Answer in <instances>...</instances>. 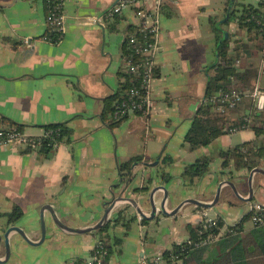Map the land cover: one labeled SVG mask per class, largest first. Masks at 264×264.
Returning a JSON list of instances; mask_svg holds the SVG:
<instances>
[{"label":"crops","instance_id":"crops-1","mask_svg":"<svg viewBox=\"0 0 264 264\" xmlns=\"http://www.w3.org/2000/svg\"><path fill=\"white\" fill-rule=\"evenodd\" d=\"M120 1L62 0L66 31L54 44L44 39L49 33L48 0H0V129L19 127L30 137L41 136L50 125L66 124L72 130L65 142L49 153L43 148L32 151L24 145H0V232L13 223L26 230L34 243L27 244L12 232L8 237L10 259L6 261L2 243L0 264L86 261L105 236L114 244L109 264H142L144 258L151 259L187 241L189 225L219 219L225 224L224 232L242 223L252 205L264 206V176L255 173L250 202L239 200L225 184L213 208L186 203L174 216L159 213L152 220L140 221L136 209L124 208L123 203L112 215L122 220L111 223L103 236L101 231L77 234L60 229L50 212L44 210L45 206L56 209L55 216L70 227L95 226L121 180L120 166L134 157L142 161L134 168L137 177L132 188L140 183L139 175L145 173L148 177L158 173L159 167L172 176L165 185L169 191L165 202L168 213L188 199L211 204L220 180L247 179L252 168L264 167V159L259 157H255L258 162L251 169L235 159L225 166L221 155L246 142L256 143V147H250L253 151L264 146V136L257 137L251 128L222 135L211 145L194 151L185 144L214 74L210 69L219 60L215 29L225 18L231 0L144 1L142 7L151 12L159 28L152 107L146 116H131L121 123L114 122L113 127L112 116L111 121L104 119L106 102L118 92L120 74L126 67V38L140 23L135 6L125 7L116 17L105 16ZM238 3L264 12V0H235L234 7ZM91 16H102L103 24L92 23ZM212 21L216 22L215 28ZM222 28L230 33L226 40L230 42L229 54L239 55L241 76L251 88L264 89L262 54L252 48L249 52H234L238 40L254 44L253 35L240 30L235 21H227ZM256 115L259 124H264V111H257L248 99L225 113L230 122H251ZM158 158L161 160L156 167L143 166ZM202 158L209 161L207 175L193 181L184 177L186 167ZM237 188L241 196H249L247 181L237 184ZM145 193L138 202L149 217L151 206ZM164 196L163 190L154 194L158 208ZM15 209L22 216L10 222ZM41 214L47 233L45 242L37 245L42 237ZM253 227L249 218L245 229Z\"/></svg>","mask_w":264,"mask_h":264},{"label":"trees","instance_id":"trees-1","mask_svg":"<svg viewBox=\"0 0 264 264\" xmlns=\"http://www.w3.org/2000/svg\"><path fill=\"white\" fill-rule=\"evenodd\" d=\"M59 1L63 3L62 0ZM229 21H235L240 30L247 31L249 33L248 35H253V39L255 40V43L252 45H249L248 42L236 41L234 52H241V50L249 52L252 48L255 53H263L264 12H261L260 8L238 3L233 8ZM212 23L215 28L216 22L212 21ZM215 31L218 33V41L220 42L222 37L217 27ZM132 34H135L141 43H144L146 39L135 28L132 29L126 38L124 58L132 57L136 60V58L140 59L141 57H136L129 45V37ZM228 41H223L221 44L218 42L219 60L210 69L214 74L209 79L205 101L198 109L192 126L185 138V144L191 151L211 145L220 136L230 134L233 128H251L257 137L264 136V124H259V120L257 119L258 115L254 116L251 122L247 119L230 122L225 116L227 110L224 112L219 110V106L221 105L219 101L220 94L233 89L242 91L251 89L248 80H245L241 76L240 69L237 66L239 55L237 54L235 57H232L229 54L230 42ZM55 43L58 42L56 41ZM139 77V73L135 74L130 72L127 66L121 72L119 90L106 102L104 110L105 120L111 121L115 101L126 98L129 90L139 84ZM138 115L146 116V113L142 110ZM114 125L115 123L111 121V126L113 127ZM45 130L54 131L53 136L45 138L41 145V148L48 153L54 150L53 143L55 141L58 144H62L67 139L66 137L72 134V130L66 124L50 125L45 127ZM251 146L256 147V143L246 142L233 150L222 151L221 155L224 159L225 166H228L229 162L235 159L240 165H245L250 169L254 167L258 162L255 160V157H259L261 160L264 159V146L255 149V151L250 148ZM141 161L142 158L134 157L123 163L120 166L121 176H127L132 166ZM159 168V172L162 173V179L165 182H169L171 175L163 171L161 167ZM208 171L209 161L202 158L194 164L187 166L183 176L193 181L205 177ZM21 216L22 212L19 209H15L9 216V220L10 222H15ZM250 217L251 214L242 223L229 227L224 232H222V229L225 227V224L219 219L212 222L205 221L198 225H189V239L181 244H174L169 250L165 251L163 253L164 264H264V226L257 225L247 231L245 229V222ZM117 220L119 222L122 219H116V222ZM129 221L131 222L132 219ZM108 227L107 225L101 231L102 236ZM101 241L109 249V255L105 261V264H109L113 254L114 244L106 236L101 238ZM206 241L210 242L202 244ZM71 264H85V260L77 259Z\"/></svg>","mask_w":264,"mask_h":264},{"label":"built area","instance_id":"built-area-1","mask_svg":"<svg viewBox=\"0 0 264 264\" xmlns=\"http://www.w3.org/2000/svg\"><path fill=\"white\" fill-rule=\"evenodd\" d=\"M146 0H121L120 3L111 8L105 15L107 18H113L122 13L125 7L135 6L136 15L140 19L137 32L142 33L146 39L144 43L139 42L137 36L132 34L129 37V45L133 50V54L141 57L136 60L132 57H125V64L129 71L135 74H140V82L137 86L131 88L128 96L124 99L117 100L114 103L112 120L115 123H121L131 116H139L138 113L142 110L146 114L149 113L152 107L151 100V84L155 75L154 56L158 49L157 37L159 28L152 18L151 12L142 7ZM101 18L94 16L90 21L97 25H102ZM46 23L49 33L45 36V40L51 43L59 42L66 31V16L63 10V3L59 0H48V13ZM262 63L264 65V51L262 53ZM245 99L250 100L257 111H264V89L255 86L247 91L230 90L220 94L219 101L221 105L219 110L224 112L228 109L236 107ZM238 129L233 128L231 132H236ZM54 131L44 130L39 137H30L19 128L0 129V145H24L29 150L35 151L41 148L43 140L53 136ZM60 144L57 141L53 143V148L56 149ZM245 152V151H244ZM250 221L253 226H264V206L254 204L250 207ZM141 220V219H140ZM208 222H212L208 220ZM215 241V240H212ZM210 241L203 242L207 244ZM109 255V249L102 241H98L97 245L92 250L90 256L86 259L85 264H105ZM142 264H164L163 254H158L151 259L144 258Z\"/></svg>","mask_w":264,"mask_h":264},{"label":"water","instance_id":"water-1","mask_svg":"<svg viewBox=\"0 0 264 264\" xmlns=\"http://www.w3.org/2000/svg\"><path fill=\"white\" fill-rule=\"evenodd\" d=\"M234 4H235V0H231L230 4L228 6V12H227L225 18L217 23V28L223 34V38L219 42V44H221V42H223V41L228 40L230 37V33H228L226 30H224L222 28V25L230 20L232 10L234 8ZM92 17L93 16H91V18ZM97 17L101 18L102 16H97ZM218 59H219V57H218ZM204 101H205V98L203 99L202 104L204 103ZM160 160L161 159L158 158L153 163L144 162L143 166H145L146 168H154L159 164ZM136 165H138V163H135L132 166V169L127 176H125V177L121 176V180H120L119 184H117L113 189L112 200L108 204V208H106L105 214L103 215L102 219L95 226H91V227H87V228L70 227V226H67L65 223H63L57 216H55L56 209L50 208V206H45L44 210H48L50 212L52 220L54 221L55 225L60 229H63L65 231H68L71 233H77V234H86V233H96L97 234L98 231L99 232L102 231L104 228H106L107 225L110 226L111 223L116 222V218L112 217V215H113L115 209L119 206V204L122 205L124 203L126 205V206H123L124 208L128 206V207L136 209L138 218L141 220H145V219L152 220L156 217V214H159V213H161L165 216H174L175 214H177L179 209L186 203H191V204L197 205L199 207H202L204 209L213 208L219 202L220 197H221V188L225 184L231 186L234 195L239 200H244V201L250 202L252 200V198L254 197V189L252 187V180H253L254 174L259 173V174H262L264 176V167L263 166H257V167H254L251 169L247 179L241 177L235 181H231L229 179L220 180L218 185H217L216 195H215V199H214L213 203L208 204V203L200 202L198 200L188 199V200H185L184 202H182L179 206H177L171 213H168L165 210V202L169 196V191L165 185L172 181V179H173L172 176H171V179L169 182H165L162 179V173H160V172H158V173L155 172L154 174H152V173L148 174V177L145 175V173H142L141 175H139V179H138L140 181V183H138L137 187L132 188V181L134 178L137 177V174L134 172V168L136 167ZM144 171H145V169H144ZM217 178H218V176H217ZM157 181H159L160 183L157 184ZM246 181H247L248 186H249V196L247 198H244L243 196H241L239 194L237 184H239L241 182H246ZM158 190L165 191V196H164L162 202L160 203L159 208L156 206V204L154 202V194ZM143 192H146L145 194L148 195L149 204L151 206V214L149 217L146 216V214L143 212V210L139 207L138 199L139 200L144 199V194H142ZM123 207L121 206V208H119V210L121 211V209H123ZM126 215H128V214H126ZM46 231H47L46 230V224H45L44 219L42 218V214H41L42 237H41L40 241H38L37 245H42L45 242L46 233H47ZM12 232L18 233L20 236V239L23 242L30 244V245L34 244L31 240H29L26 230L21 229L16 224L9 223L7 225V227L3 228L0 232V246L2 243H4V245L6 247V252H7L6 253V261H8V259H10L11 248H10V243H9L8 237ZM17 246L19 247V244H17Z\"/></svg>","mask_w":264,"mask_h":264}]
</instances>
